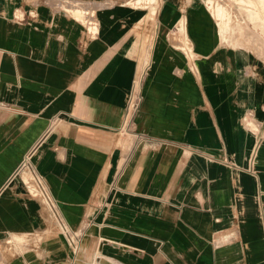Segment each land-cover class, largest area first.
I'll return each instance as SVG.
<instances>
[{
	"label": "crops",
	"instance_id": "crops-1",
	"mask_svg": "<svg viewBox=\"0 0 264 264\" xmlns=\"http://www.w3.org/2000/svg\"><path fill=\"white\" fill-rule=\"evenodd\" d=\"M0 264H264V0H0Z\"/></svg>",
	"mask_w": 264,
	"mask_h": 264
}]
</instances>
